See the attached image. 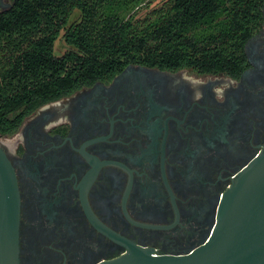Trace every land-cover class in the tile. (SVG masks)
Instances as JSON below:
<instances>
[{
    "label": "flooded vegetation",
    "instance_id": "1",
    "mask_svg": "<svg viewBox=\"0 0 264 264\" xmlns=\"http://www.w3.org/2000/svg\"><path fill=\"white\" fill-rule=\"evenodd\" d=\"M262 13L238 74L128 65L0 135L20 264H100L128 244L181 255L208 239L220 200L264 151Z\"/></svg>",
    "mask_w": 264,
    "mask_h": 264
},
{
    "label": "trees",
    "instance_id": "2",
    "mask_svg": "<svg viewBox=\"0 0 264 264\" xmlns=\"http://www.w3.org/2000/svg\"><path fill=\"white\" fill-rule=\"evenodd\" d=\"M0 12V135L128 65L240 73L264 0H11ZM145 7L146 16L137 18ZM79 19L70 22L75 13ZM63 33L69 50L56 54Z\"/></svg>",
    "mask_w": 264,
    "mask_h": 264
},
{
    "label": "water",
    "instance_id": "3",
    "mask_svg": "<svg viewBox=\"0 0 264 264\" xmlns=\"http://www.w3.org/2000/svg\"><path fill=\"white\" fill-rule=\"evenodd\" d=\"M19 218L16 175L0 146V264H20ZM128 245V254L100 264H264V151L242 168L224 194L214 228L201 245L181 255Z\"/></svg>",
    "mask_w": 264,
    "mask_h": 264
},
{
    "label": "rangeland",
    "instance_id": "4",
    "mask_svg": "<svg viewBox=\"0 0 264 264\" xmlns=\"http://www.w3.org/2000/svg\"><path fill=\"white\" fill-rule=\"evenodd\" d=\"M4 4L8 5V6H11V0H1ZM159 3V0H154L153 3H151L152 5L151 6H154L155 4H158ZM2 9L0 8V11ZM148 12V9H145V7H142L140 8L138 11H137V18H143L144 16H146ZM79 19L78 17V13L76 12L74 14V16L72 17L71 21L70 22H75ZM63 33H61V36L60 38L56 41L55 43V48H56V54L57 55H62L64 54L66 51L69 50V47L66 46L64 40H63Z\"/></svg>",
    "mask_w": 264,
    "mask_h": 264
}]
</instances>
